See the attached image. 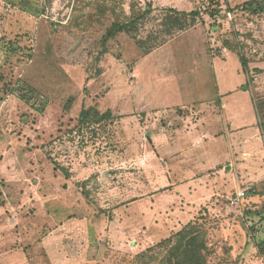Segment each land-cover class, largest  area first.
I'll list each match as a JSON object with an SVG mask.
<instances>
[{
	"label": "rangeland",
	"instance_id": "rangeland-1",
	"mask_svg": "<svg viewBox=\"0 0 264 264\" xmlns=\"http://www.w3.org/2000/svg\"><path fill=\"white\" fill-rule=\"evenodd\" d=\"M103 1L0 0V264H55L57 249L69 254L61 264H132L139 251L133 264L171 253L176 264L175 235L156 247L135 221L150 200L161 216L181 208L192 219L208 264H264V152L236 171L210 152L208 165L185 153L179 135L190 129L173 119L201 102L211 150L221 147L213 131L251 135L257 120L264 141V0ZM147 6L137 37L165 44L145 54L126 34L107 38ZM170 10L185 29L167 35ZM219 90L232 93L217 112ZM183 180L188 191L174 187ZM241 191L243 205L231 206Z\"/></svg>",
	"mask_w": 264,
	"mask_h": 264
},
{
	"label": "crops",
	"instance_id": "crops-1",
	"mask_svg": "<svg viewBox=\"0 0 264 264\" xmlns=\"http://www.w3.org/2000/svg\"><path fill=\"white\" fill-rule=\"evenodd\" d=\"M174 7H176V6H174ZM191 30L194 31V30H197V29H191ZM191 30H188L185 33H183L182 34L183 37L179 38V40L180 39H186V37L184 35L185 34L187 35L188 33H190ZM176 39L177 38L171 40L165 46L167 47L171 43L175 42ZM165 46H163V47H165ZM163 47L157 49L155 52L150 54L149 57H152L155 53L160 52L163 49ZM227 55L228 54L224 55L223 56L224 59H220V60L227 61ZM216 59H218V58H216ZM143 61L147 62L148 60L145 59ZM138 72L139 71L137 70V76H139V74L141 73V72H139V73ZM240 72L243 73L242 70H241V65H240ZM217 87L219 88V85ZM244 90L249 93V91L246 88H244ZM220 91L221 90L216 92L217 93V95H216L217 98L215 100V103H212L210 105V106L214 105V107L216 108L217 112H218V108L221 110V109H224V107H225V105H223V102L220 100L219 95L227 96V95H224V94L232 93V91H230V90H225L224 92H221V93H220ZM249 95L251 96L250 93H249ZM227 97H229V96H227ZM251 99H252V96H251ZM252 102H253V99H252ZM195 103H196L195 105L192 104L193 106L191 108H186L189 111V113H187L185 115V117L176 116L175 118H173V119H178V120L181 121V123L177 124V125L185 127L184 130L190 129V132L184 133V132L181 131V134L179 135V137L181 136L180 138L185 137V138H182L183 141H185L186 139L189 140L190 143L188 144V147H186L187 149L189 147L193 148L191 150L189 149V152H187L186 149H185V153L186 154L190 153L191 155L192 154L196 155V157L197 156L204 157L205 160H207V164L208 165L210 163L208 161L210 152L211 153L214 152L213 153L214 155L216 153L218 155L224 154L223 161L222 162L219 161L217 163V165H220L221 163H225L224 164L225 169H226V167H230L231 168L230 170L236 171V167H234V164H236L237 160H239V159L247 160L248 158L251 159L252 156L254 157L255 148L258 149V150L260 149L261 152H264V148L261 147V144H263V146H264V141H263V138L261 136V133H259L260 129H259V126H258V120H257V123H256L257 127H255V124L253 125L254 127L252 128L253 130H252L251 135H246L245 134L246 128L245 127H241V126L237 127V128H234L233 130L236 129L235 131H232V130L228 129V131H232L231 135L229 137H223V132L221 133V131H222L221 128L217 129V131H213L215 133V135L213 134V136H212L214 141H216V140H220L221 141L222 140V143L219 141L221 147L219 148V146H218L219 150L217 152L211 150L208 147L209 140L206 141V139L204 138V134H203V127L205 126L204 113H201L199 111V108H197V107L200 106L201 102H195ZM253 107H254V111L256 113V117L258 119L257 111H256V108H255L254 102H253ZM192 112H195L197 114V120L196 121L193 120L194 118L192 116L193 115ZM199 113L203 114L201 116V118L199 117ZM221 114H219V116H221ZM189 124H190V126H189ZM181 143H183V142H181ZM172 154L176 158V154L175 153H172ZM218 155H216V156H218ZM216 156L212 157V159H215ZM226 164H228V165H226ZM208 167H210V166H208ZM225 171H227V170H225ZM191 181H196V179L190 180L189 182H191ZM189 182L183 180V183H181L179 185H174V187L175 186L182 187L184 185V187H187L186 189L188 191L190 189V187H191L189 185ZM196 183L197 182H194L193 185L197 186L198 184H196ZM258 185H259V182H256V183L253 184V186H255V187H257ZM175 188H177V187H175ZM202 193L205 196L208 195L207 190H205ZM202 193L198 192V193H196L197 194L196 197L187 198L186 201L182 200L181 198H178V206H180V204H182L181 203L182 201H184L186 204H190V203L196 201L197 198L199 197V195L201 196ZM140 205L141 204H139L137 206H140ZM146 205H148L149 207H148V210L145 213V215L137 214L139 216L136 217L135 221L136 222H140V224H141V222H143L144 223L143 225L144 226L146 225L145 227L147 228V231L145 232V237L150 239V242L153 243V244L154 243L157 244L160 241L168 238L170 235H172V234L176 233L177 231H179L184 225H186L187 223H189L192 220V219L188 218V215L186 217L184 216V214L181 212V208H178V210H176V212H173V213L171 212L169 215L164 214L163 216H161L160 212H158L157 208L152 206L151 200H150V203L146 204ZM55 234H56V230H55ZM125 236H126V234H125ZM140 252H142V251H139L138 253H140ZM48 253H53L52 258H57L56 263L54 262L55 264H61L58 261V259H63L64 257H69V254L66 255L65 252H63V251H61L59 249H57V251L51 250ZM138 253L137 252H132L130 255L128 254L129 257H130L129 260L132 259ZM70 256H72V255H70ZM121 263H122V261H121ZM123 264H124V262H123Z\"/></svg>",
	"mask_w": 264,
	"mask_h": 264
},
{
	"label": "trees",
	"instance_id": "trees-1",
	"mask_svg": "<svg viewBox=\"0 0 264 264\" xmlns=\"http://www.w3.org/2000/svg\"><path fill=\"white\" fill-rule=\"evenodd\" d=\"M259 1H261V0H258V2ZM105 2H110V0H104L103 3L105 4ZM251 4L252 3L250 2L247 5H251ZM104 6H106V5L101 6V10L104 8ZM102 12H103V10H102ZM150 12H151V7L147 6L143 11L135 10L133 12V15H131V16L124 15L123 18L121 19V21L115 22L114 24H112V26L110 27V29L108 30V32L106 34L107 38L108 39L113 38L117 34H121V33L126 34L135 42L136 46H138L140 49H142L144 51L145 54L151 53L153 50H155L159 46L165 44L167 41H166V39L161 40V41H158L156 39H154L152 41H147L146 39L144 40L142 38L137 37L139 19L145 18V16L149 15ZM170 12L174 13L176 15V18H173V19L169 18V20L172 19L171 23H169V22L163 23V26H166L165 33L167 35H169L171 33V28L174 26L177 27V30L179 32L183 31L185 29V25L183 23H181L180 19L178 18L179 13L175 12L174 10H170ZM182 15H184L185 17L186 16L189 17V16H195V15H197V13H191V14H185L184 13ZM242 66L244 67L243 63H242ZM259 196H262V194L259 193ZM245 197L241 200V205H243V202L246 199ZM189 224H191V222L188 223L187 225L183 226L182 229L180 230V232L178 231V232L170 235L168 238L157 243L156 247L160 248L162 246H167L168 247L167 249H169L170 245L172 244V242L175 239L174 237H176L175 244H177L178 246L175 245L174 247H172V250L177 251V248H178V250H180V248L183 247V249L180 253H182V255H184L183 257H178V256L176 257V262H175L176 264H208L207 262H205V260L202 256V251H203V249H205V246L203 245L202 241L200 240L199 234H197V231H195L194 226H192V225L188 226ZM186 226H188V227H186ZM184 228H186V229L183 231ZM172 236H174V237H172ZM172 250H170V251H172ZM151 251H153V250H149V252H151ZM176 255H177V253H176ZM173 256H174V254H172V253L169 255V257L167 256L166 258H168V260H166L165 264H172ZM135 259H134V257L132 258V264H133V260L135 263Z\"/></svg>",
	"mask_w": 264,
	"mask_h": 264
},
{
	"label": "built area",
	"instance_id": "built-area-1",
	"mask_svg": "<svg viewBox=\"0 0 264 264\" xmlns=\"http://www.w3.org/2000/svg\"><path fill=\"white\" fill-rule=\"evenodd\" d=\"M245 197V192H236V194L229 199L231 206L239 207L241 200Z\"/></svg>",
	"mask_w": 264,
	"mask_h": 264
}]
</instances>
